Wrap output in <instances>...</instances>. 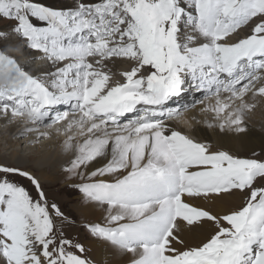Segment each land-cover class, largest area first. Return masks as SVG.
<instances>
[{
    "label": "snow or ice",
    "instance_id": "1",
    "mask_svg": "<svg viewBox=\"0 0 264 264\" xmlns=\"http://www.w3.org/2000/svg\"><path fill=\"white\" fill-rule=\"evenodd\" d=\"M261 101L264 0H0V118L31 145L62 138L64 186L102 212L66 213L5 153L0 264H264V159L183 127L198 109L239 135Z\"/></svg>",
    "mask_w": 264,
    "mask_h": 264
},
{
    "label": "bare ground",
    "instance_id": "2",
    "mask_svg": "<svg viewBox=\"0 0 264 264\" xmlns=\"http://www.w3.org/2000/svg\"><path fill=\"white\" fill-rule=\"evenodd\" d=\"M41 2L49 5V6H56V7H71V3L67 0H41ZM28 55H34L35 53H27ZM262 108V110H260ZM264 101H261L255 107L253 112H249L248 119L246 121L248 131L239 135H236L231 132L225 131L221 133L218 129L208 128L206 124L203 122L205 116L209 120L212 119L207 113H200L198 109L193 110L194 113L198 115L199 122L197 121H190L191 127L189 128L188 125L183 126L184 130L188 132V134L193 135L196 139L199 140H208L211 141L216 147L225 149L230 151L231 153L240 156L242 153H248L259 147L262 142L264 141ZM193 112H190L189 115H192ZM0 125H3L0 128V134H5L6 137L8 136H17L15 133L17 129L20 127L18 123H11L6 124L5 121L0 118ZM194 129V131L192 130ZM34 135V134H31ZM33 137V136H32ZM55 137V136H53ZM31 138V137H30ZM35 138V137H33ZM28 139V138H27ZM32 139V138H31ZM62 138H58L54 143H44L45 150L42 152L41 145L38 147V151L36 154H23L20 150L11 149V151L5 152L4 146L0 149V158H3L5 153L8 154V158L10 162H14L13 153H19L24 157V161L22 166L30 165L37 169V174L42 183L45 181L50 182H58V180L63 179V174L58 175L48 179L47 176L50 173L59 172L58 170L63 165L66 157L59 155V143L58 140ZM5 143H11L12 141L8 139H4ZM30 140V139H29ZM27 143V142H26ZM1 146V145H0ZM12 146V145H11ZM42 146V147H43ZM8 149V148H7ZM37 150V149H36ZM59 174V173H58ZM79 197V196H78ZM239 200L238 199H225L224 206L225 207H235L238 206ZM76 210L79 211L80 216H87L89 219H97L102 215L100 210L89 209L86 212H81L79 207H76ZM85 247L88 249V256L89 258L96 260V261H104L108 258V253L111 251L110 249H105L97 242L93 241L91 238L85 241ZM112 264H121V262L112 257Z\"/></svg>",
    "mask_w": 264,
    "mask_h": 264
},
{
    "label": "rangeland",
    "instance_id": "3",
    "mask_svg": "<svg viewBox=\"0 0 264 264\" xmlns=\"http://www.w3.org/2000/svg\"><path fill=\"white\" fill-rule=\"evenodd\" d=\"M67 1L71 3V6H73L74 0H67ZM28 53H30V52H28ZM253 110H255V108ZM253 110L251 112H253ZM260 110H262V108H260ZM207 114L209 116H211V117L213 115L210 112L207 113ZM2 126L3 125H0V128H2ZM263 134H264V131H263ZM32 136L34 137V135H31V134H25L23 136H12V137L8 136V138L12 142L6 144L4 142L5 141L4 139H8V138L6 137L5 134H0V145H1L0 147L2 148L4 146L3 150L5 152L11 151V149H16L18 151L20 150L25 155L36 154L37 151H38L39 145L42 144L41 145V149H39V150H41L43 152L45 150V146H43L44 143H48V142L49 143H52V142L54 143L58 139V137H51V138H48V139L41 140L39 142V145H31V144L28 143V141L34 139ZM253 153H257V158L264 159V141L262 142V144L259 147H257L253 151L248 152V153H242V154H240V156L241 157H251ZM24 166L25 167H29L35 174H37V169L35 167H32L29 164L28 165H24ZM61 167L58 170L59 174L57 172L50 173L47 176V178L51 179V178H53V177H55L57 175H58V178H59L60 175L63 174L61 172ZM25 183H27V182H25ZM43 186H44V189H45L46 193L48 194V197H49L50 200L54 199L58 204L61 205L62 209L66 213L75 215L77 218L81 217L80 214H79V211L76 210V207L78 206V203H79V197H78L79 194L76 191L65 187L63 179L58 180V182H56V183L50 182V181H45V182H43ZM66 235H68L70 237H76L79 240L83 241L84 243H85V241L87 239L90 238L89 236H87V234L80 227H68V228H66ZM87 254H88V252H87Z\"/></svg>",
    "mask_w": 264,
    "mask_h": 264
}]
</instances>
